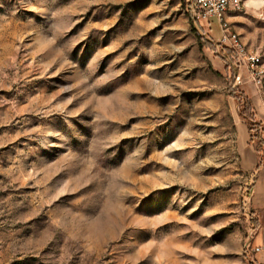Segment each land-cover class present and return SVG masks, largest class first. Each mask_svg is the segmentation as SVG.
I'll return each instance as SVG.
<instances>
[{"label": "rangeland", "instance_id": "374dc122", "mask_svg": "<svg viewBox=\"0 0 264 264\" xmlns=\"http://www.w3.org/2000/svg\"><path fill=\"white\" fill-rule=\"evenodd\" d=\"M249 1L228 26L264 71ZM192 4L0 0V264H264V72L233 88Z\"/></svg>", "mask_w": 264, "mask_h": 264}, {"label": "built area", "instance_id": "2783aa9c", "mask_svg": "<svg viewBox=\"0 0 264 264\" xmlns=\"http://www.w3.org/2000/svg\"><path fill=\"white\" fill-rule=\"evenodd\" d=\"M242 0H193L191 12L202 20L213 19L217 22L221 34L219 43L226 46L234 55L240 71L246 72V77L237 74L232 86L236 88L247 82H251L256 88L261 86L263 70L260 69V56L256 52L248 51L239 36L233 33L224 19V15L233 10H238ZM258 251V249H257Z\"/></svg>", "mask_w": 264, "mask_h": 264}, {"label": "crops", "instance_id": "0c3cea01", "mask_svg": "<svg viewBox=\"0 0 264 264\" xmlns=\"http://www.w3.org/2000/svg\"><path fill=\"white\" fill-rule=\"evenodd\" d=\"M228 12L225 14V21L229 23L228 20ZM206 21V20H204ZM206 23L209 24V28H214L215 30H219L218 24L215 22V20L211 19L209 21H206ZM238 111V109H237ZM243 119V118H242ZM251 146L244 150V159L248 162H252V165H254V173L256 175L255 182L253 183V187L251 189L252 194L255 195V201L261 206L264 207V158L261 157L260 152H256L253 149H251ZM258 167V168H257Z\"/></svg>", "mask_w": 264, "mask_h": 264}, {"label": "trees", "instance_id": "16d2710c", "mask_svg": "<svg viewBox=\"0 0 264 264\" xmlns=\"http://www.w3.org/2000/svg\"><path fill=\"white\" fill-rule=\"evenodd\" d=\"M233 96L235 95V92H231ZM241 101L239 104L242 106V109L244 112H240V116L243 118L244 121L249 126L250 129V140L251 141H257L258 144L261 146H264V140L260 136V132H258V125L256 124L255 120L253 119V116L251 115V104L249 101L245 100H239ZM258 168V167H257Z\"/></svg>", "mask_w": 264, "mask_h": 264}, {"label": "bare ground", "instance_id": "6f19581e", "mask_svg": "<svg viewBox=\"0 0 264 264\" xmlns=\"http://www.w3.org/2000/svg\"><path fill=\"white\" fill-rule=\"evenodd\" d=\"M262 2V0H250L247 5L251 6V7H257L258 5H260Z\"/></svg>", "mask_w": 264, "mask_h": 264}]
</instances>
